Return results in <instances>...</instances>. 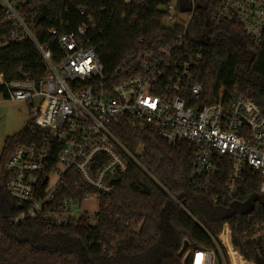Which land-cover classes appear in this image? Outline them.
<instances>
[{
	"label": "built area",
	"instance_id": "2783aa9c",
	"mask_svg": "<svg viewBox=\"0 0 264 264\" xmlns=\"http://www.w3.org/2000/svg\"><path fill=\"white\" fill-rule=\"evenodd\" d=\"M22 2L0 0L4 23L13 25L0 36V48L31 41L48 72L40 80L12 79L9 92L0 91V104L22 101L31 114L26 140L6 163L7 190L21 206L15 223L38 220L48 226H68L87 217L95 224L98 212L91 217L84 201L100 202L103 195L112 194L115 181L131 165L167 192L145 167L143 146L134 151L118 136L116 127L124 120L135 130L154 131L169 144L190 142L196 149L191 183L209 192L215 203L235 199L248 167L260 172L264 194V110L242 94L228 103L203 100L205 87L199 73L206 56L204 39L192 37L189 31L201 14L214 27L240 26L259 47L264 39V0H188L186 12L178 10V1L169 3L164 7L165 26L172 30L180 26L178 34L161 37L111 75L106 74L86 26L71 32L52 28L56 53L38 40L21 14ZM224 167L228 178L217 190ZM71 170L90 189L82 197L77 196L79 189L68 186ZM227 231L235 260L223 241ZM244 239L255 259L235 247L232 229L225 224L214 247L190 252L189 264H264V222L253 221Z\"/></svg>",
	"mask_w": 264,
	"mask_h": 264
},
{
	"label": "trees",
	"instance_id": "16d2710c",
	"mask_svg": "<svg viewBox=\"0 0 264 264\" xmlns=\"http://www.w3.org/2000/svg\"><path fill=\"white\" fill-rule=\"evenodd\" d=\"M174 1L179 3L178 10L187 11L188 0H23L20 10L38 40L56 53L52 28L71 32L86 26L106 74L111 75L161 37L178 34L180 26L172 30L164 24V7ZM199 16L189 31L192 37L204 39L206 56L199 73L205 87L203 100L228 103L242 94L264 110V39L257 47L240 26L214 27ZM5 18L0 8V36L13 29L4 23ZM47 72L31 41L0 48V91L5 94L10 80H40ZM29 124L6 139L0 158V264H185V256H180L185 242L190 244L188 252L214 247L225 224L232 229L235 247L246 258L255 259L244 235L253 221L264 222L260 172L248 167L235 199L215 203L209 192L191 183L196 149L190 142L169 144L150 129L135 130L128 120L116 127L118 136L134 151L143 146L145 167L167 192L140 167L131 165L115 181V191L101 197L95 224L87 217L68 226H48L38 220L15 223L21 206L7 190L6 163L26 140ZM228 172L222 169L217 190ZM68 179V186L79 189L78 197L90 191L75 171L69 172ZM223 241L235 260L228 231Z\"/></svg>",
	"mask_w": 264,
	"mask_h": 264
},
{
	"label": "rangeland",
	"instance_id": "374dc122",
	"mask_svg": "<svg viewBox=\"0 0 264 264\" xmlns=\"http://www.w3.org/2000/svg\"><path fill=\"white\" fill-rule=\"evenodd\" d=\"M165 25H168L164 21ZM31 114L28 104L22 101H6L0 104V158L6 145V139L19 133L30 121ZM83 208L95 216L99 209L97 199L87 200Z\"/></svg>",
	"mask_w": 264,
	"mask_h": 264
},
{
	"label": "water",
	"instance_id": "95a60500",
	"mask_svg": "<svg viewBox=\"0 0 264 264\" xmlns=\"http://www.w3.org/2000/svg\"><path fill=\"white\" fill-rule=\"evenodd\" d=\"M189 247H190V244H189L188 241H186L184 246H183V248L180 251V256L181 257L185 256V260H184L185 264H189V260H190V255L191 254H190V252H188Z\"/></svg>",
	"mask_w": 264,
	"mask_h": 264
}]
</instances>
